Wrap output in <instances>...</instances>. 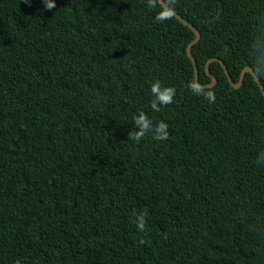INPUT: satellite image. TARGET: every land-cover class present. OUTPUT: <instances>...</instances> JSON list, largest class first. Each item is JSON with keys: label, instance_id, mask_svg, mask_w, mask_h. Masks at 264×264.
<instances>
[{"label": "trees", "instance_id": "16d2710c", "mask_svg": "<svg viewBox=\"0 0 264 264\" xmlns=\"http://www.w3.org/2000/svg\"><path fill=\"white\" fill-rule=\"evenodd\" d=\"M0 0V264H264V94L147 0ZM166 2V0H165ZM209 60L256 67L264 0H176ZM174 87L155 112L151 84ZM143 111L169 138L128 140ZM147 213V232L137 214ZM143 240L144 243H140Z\"/></svg>", "mask_w": 264, "mask_h": 264}, {"label": "clouds", "instance_id": "9594fccd", "mask_svg": "<svg viewBox=\"0 0 264 264\" xmlns=\"http://www.w3.org/2000/svg\"><path fill=\"white\" fill-rule=\"evenodd\" d=\"M27 2L28 0H25V3ZM159 2L160 0H147V6L149 8H156ZM42 3L45 6V11H51L56 8L55 0H42ZM166 4L167 6H162L161 11H159L155 17L158 23H163L175 17L176 0H166ZM252 47L256 57L254 61L256 67L264 71V39H258V42L253 44ZM188 88L194 95L203 96L209 103H215V93L211 90H205L202 85L194 80L189 82ZM151 95L153 99L151 100L150 107L153 111L159 112L163 107H167L174 102L176 89L174 87H162L159 81H155L151 84ZM132 119L135 130L129 132L128 140L139 143L149 134H151L152 139L156 141H165L169 138V126L165 122L160 121L154 124L143 111L134 115ZM257 163L264 164V152L258 154ZM146 216L147 213L137 214L134 220L138 231L141 233H145L148 230L146 227ZM140 243H144V241L141 240Z\"/></svg>", "mask_w": 264, "mask_h": 264}, {"label": "water", "instance_id": "95a60500", "mask_svg": "<svg viewBox=\"0 0 264 264\" xmlns=\"http://www.w3.org/2000/svg\"><path fill=\"white\" fill-rule=\"evenodd\" d=\"M160 4L162 6H167L165 0H160ZM175 17L178 18L181 22H183L185 25H187L194 33H195V38L194 40L189 44L188 48H187V54H188V57L191 59V61L193 62V65H194V70H195V82L199 83L200 85H202L205 89H208V88H213L217 85L218 83V78L212 74V72L210 71V64L212 62H220L222 67L224 68L225 70V73L230 81V84L233 88L235 89H240L243 84H244V80H245V77L248 73H250L254 79L256 80V82L258 83V85L261 87L262 91H263V94H264V85L261 81V79L258 77L257 73L255 72L254 68L250 65L246 66L242 73H241V77H240V80L238 83H236L233 78L231 77L230 73H229V70L227 69V66L225 65V63L223 62V60L219 59V58H213L211 60L208 61L207 65H206V72L208 74V76L212 79V81L208 84H201L200 82V71H199V68H198V64H197V61L195 59V57L193 56V53H192V48L194 45H196L197 43L200 42L201 38H202V35L200 33V31L195 28L188 20H186L185 18H183L181 15H179L177 12L175 14Z\"/></svg>", "mask_w": 264, "mask_h": 264}]
</instances>
